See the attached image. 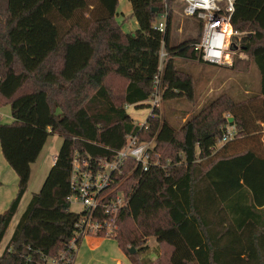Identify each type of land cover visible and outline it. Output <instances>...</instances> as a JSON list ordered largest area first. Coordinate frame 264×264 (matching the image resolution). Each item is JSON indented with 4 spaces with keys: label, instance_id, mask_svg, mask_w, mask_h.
<instances>
[{
    "label": "trees",
    "instance_id": "16d2710c",
    "mask_svg": "<svg viewBox=\"0 0 264 264\" xmlns=\"http://www.w3.org/2000/svg\"><path fill=\"white\" fill-rule=\"evenodd\" d=\"M129 1L138 23L130 33L117 20L119 0H0V108L10 105L13 118L0 124V145L19 179L15 199L0 213V250L32 165L51 135L63 138L0 264L73 255V156L110 159L129 135L154 139L160 156L146 172L132 159L124 168L120 190L128 205L113 239L132 264H264V148L240 149V140L264 136V0H236L232 17L233 28L246 33L242 51L258 68V92L239 102L222 95L179 128L156 110L148 129L135 125L125 106L148 107L156 77L164 102L193 101L194 80L175 58L198 60L199 38L172 47L171 17L165 33L157 29L175 0ZM163 47L168 58L160 71ZM228 125L236 135L219 145Z\"/></svg>",
    "mask_w": 264,
    "mask_h": 264
},
{
    "label": "built area",
    "instance_id": "2783aa9c",
    "mask_svg": "<svg viewBox=\"0 0 264 264\" xmlns=\"http://www.w3.org/2000/svg\"><path fill=\"white\" fill-rule=\"evenodd\" d=\"M180 1L184 4L186 17L196 18L202 22L201 36L193 46L199 59L209 65L232 67L235 59L244 55L242 39L246 35L245 32L235 30L232 25L236 0ZM161 18L163 21L157 23V29L165 33L169 18L167 8ZM164 58L163 47L160 71L163 69ZM159 84L160 79L156 77L154 92L147 103L150 114L146 121L142 124H136L134 121L135 125L141 128L148 129L145 126L148 118L153 116L161 105L162 93ZM127 108L128 106L126 110ZM235 135L236 129L230 125L226 126L219 144L229 142ZM154 148V139L142 142L138 136L129 135L124 148L115 152L110 159L91 158L86 154L75 152L71 161L72 195L69 200L78 204L81 210L68 245V252L73 255L68 256L67 252L62 251L55 258L41 256V264H74L79 247L85 238H115L119 229V214L128 205L124 192L120 190L121 184L128 177L124 174L127 161L134 160L136 166H141L146 172L152 164L160 165L157 155L153 154ZM56 160L57 157L54 158V163Z\"/></svg>",
    "mask_w": 264,
    "mask_h": 264
},
{
    "label": "rangeland",
    "instance_id": "374dc122",
    "mask_svg": "<svg viewBox=\"0 0 264 264\" xmlns=\"http://www.w3.org/2000/svg\"><path fill=\"white\" fill-rule=\"evenodd\" d=\"M125 4L126 6L128 4V19L123 20L124 18H122L120 15L118 17V21L128 22V32H130V29L133 30L135 28V19L130 17L132 7L129 0H121V3L119 2V8L121 12L124 11ZM167 9L169 10V17L172 19L170 36V45L172 47H175L188 40L200 38L199 36H201L203 27L202 22L196 18L186 17L184 15V4L180 0H175L173 6ZM162 21L163 19L160 16L157 20V23ZM69 24V22L61 23V30H66ZM164 53V59L166 60L168 58V52L165 49ZM236 59L237 63L235 68H228L220 66H208L201 63L199 60L175 58L178 67L192 76L195 85V98L193 101L177 99L164 102L162 100L158 109V116L162 118H168L174 125H176V127L179 128L188 118H191L203 108H207L212 102L222 95H227L235 102H239L257 93L259 89L258 80L260 77L257 66L248 60V57L245 55H242V57H237ZM127 111L134 118L136 124H142L145 122L148 114H150L147 107L138 109L137 107L134 108L128 106ZM250 113L252 114V111H250ZM240 141H243L242 143L244 144L240 147V149H244L245 147H254L256 149L259 148L260 150H263L264 148V136L256 137L254 140L250 138L245 141ZM62 143L63 138L60 135H51L37 162L32 165V174L28 190L22 199L18 213L10 225V228L2 242L0 253L5 249V246L14 232L15 226L17 225L21 215L24 213L31 198L34 194L40 191L51 167L54 164V158L59 154ZM157 158H160L158 154ZM168 162L169 160H167V163ZM12 172L15 174L14 176H16L14 182L9 180L6 186L0 188L1 194H4L5 196L9 193L8 190L13 188L18 189V176L14 171ZM3 174V176L0 175V179L3 178L5 174L7 176L6 172ZM0 207H2L1 204ZM8 207L9 206H5V208L0 211L5 212ZM80 210L81 207L78 204L75 202L71 203L72 212L79 213ZM113 242L115 243L116 241ZM149 244L151 246H156L154 239H150Z\"/></svg>",
    "mask_w": 264,
    "mask_h": 264
},
{
    "label": "crops",
    "instance_id": "0c3cea01",
    "mask_svg": "<svg viewBox=\"0 0 264 264\" xmlns=\"http://www.w3.org/2000/svg\"><path fill=\"white\" fill-rule=\"evenodd\" d=\"M119 2L121 3V0H119ZM119 7H118V14H119L118 17L121 15L122 18H124L123 20L128 19V4L127 6L126 4L124 5L125 9L123 12H121ZM118 17H117V20H118ZM130 17H132V8H131ZM119 23L122 24L123 30L127 33L135 32L138 29V23L136 20L134 23L135 28L133 30L130 29V32H128V27H127L128 22L119 21ZM198 60L201 61L199 57H198ZM201 62L209 66V64H206L203 61ZM210 66H213V65H210ZM258 84H259L258 85V88H259L260 87V77L258 80ZM12 122H13V118H12L10 105L1 107L0 108V123L11 124ZM12 171L14 170L10 167V165L7 163V161L4 159L2 155L1 145H0V175L3 176L4 172L7 173V176L5 174V176L0 179V186H1L0 188L6 186L9 180H12V182H14V180L16 179V176H14L15 174H13ZM18 183H19V180H18ZM8 191L9 193L6 194V196L4 194H1L0 192V204L2 206L0 207V210L5 208V206H10V204L15 199L18 193L17 188H13ZM3 212L0 211V213H3ZM113 241H116V240L109 239V238H97V237L85 238L79 247L74 264H132L130 260L127 258V256L123 253V251L119 248L117 241L115 243ZM156 246H151V247H156Z\"/></svg>",
    "mask_w": 264,
    "mask_h": 264
},
{
    "label": "water",
    "instance_id": "95a60500",
    "mask_svg": "<svg viewBox=\"0 0 264 264\" xmlns=\"http://www.w3.org/2000/svg\"><path fill=\"white\" fill-rule=\"evenodd\" d=\"M229 122L231 123V122H233V118H229ZM135 252V250L132 248L131 249V254H133Z\"/></svg>",
    "mask_w": 264,
    "mask_h": 264
}]
</instances>
